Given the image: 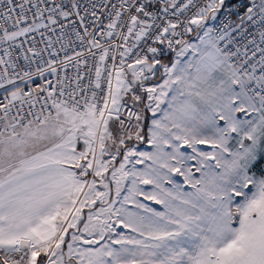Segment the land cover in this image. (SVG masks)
<instances>
[{"label":"snow or ice","instance_id":"obj_1","mask_svg":"<svg viewBox=\"0 0 264 264\" xmlns=\"http://www.w3.org/2000/svg\"><path fill=\"white\" fill-rule=\"evenodd\" d=\"M0 264H264V0H0Z\"/></svg>","mask_w":264,"mask_h":264},{"label":"rangeland","instance_id":"obj_2","mask_svg":"<svg viewBox=\"0 0 264 264\" xmlns=\"http://www.w3.org/2000/svg\"><path fill=\"white\" fill-rule=\"evenodd\" d=\"M149 115H150V113H149ZM146 124H150V121H146ZM145 133H147V128H145ZM138 150L139 151H152L153 150L147 143V136H145V142L142 144H139ZM203 150L208 151L209 149L203 148ZM137 168L142 169L143 165H137ZM175 179L177 180L178 183H183V180L181 177H175ZM166 186H169V185H166ZM145 187H146V190L151 191L150 186H145ZM185 190L187 191L189 189L185 188ZM142 202L148 204L149 207L154 208L156 211H162L163 210L160 205L153 204L151 201H143L142 200ZM125 234L127 235L128 233L125 231Z\"/></svg>","mask_w":264,"mask_h":264},{"label":"built area","instance_id":"obj_3","mask_svg":"<svg viewBox=\"0 0 264 264\" xmlns=\"http://www.w3.org/2000/svg\"><path fill=\"white\" fill-rule=\"evenodd\" d=\"M233 2L236 3L237 5L239 4V0H233ZM72 71H74V70H70V74H71Z\"/></svg>","mask_w":264,"mask_h":264}]
</instances>
